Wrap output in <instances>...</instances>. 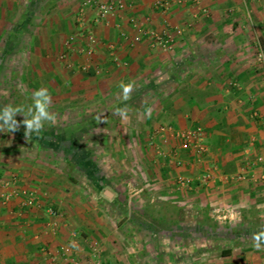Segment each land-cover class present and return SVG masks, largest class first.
Listing matches in <instances>:
<instances>
[{
  "label": "crops",
  "instance_id": "crops-1",
  "mask_svg": "<svg viewBox=\"0 0 264 264\" xmlns=\"http://www.w3.org/2000/svg\"><path fill=\"white\" fill-rule=\"evenodd\" d=\"M18 1L25 5L27 0H0V106L18 105V92L30 98L32 91L41 87L51 95L76 87L73 96H87L88 100L52 99V105L67 113L62 120L66 116L72 125L55 129L45 126L46 134L53 138L49 146L43 143L45 129L30 141L24 136L23 125L14 133H0V177L17 176V184L10 191L35 189L41 194V205L28 208L23 206L25 196L5 200L0 187V264H264V251L257 252L250 239L254 219L264 228V207H258L264 206V66L256 58L257 45L264 47V0H198V5L192 0H170L171 7L164 13L155 8L156 0H125L123 11L100 20H95V8H88L87 31L98 40L91 74L80 69L85 56L79 50L85 45L86 31L73 22L68 34L79 38L71 47L65 45L68 34L59 48V33L27 37L23 32L31 20L27 14L18 15ZM50 2L59 16L63 13L52 23L62 32L70 27L67 12L73 8L77 13L81 3L40 0L41 5ZM45 16L43 13L42 25L48 21ZM132 17L149 29H171L173 50L153 46L149 37L132 44L137 33L130 23ZM178 29L182 34H177ZM3 44L5 48H1ZM110 44L115 46L113 51ZM53 47L64 50L74 60L72 66L49 63L48 52ZM5 58L24 62L11 65L10 61L7 68L2 64ZM65 72L71 81L66 80ZM77 75L80 80L74 78ZM131 81L136 82L137 89L129 101L121 102L119 83ZM125 105L129 119L122 121L113 110ZM84 107L90 108L89 115L83 114ZM149 108L150 117L145 115ZM16 119L22 121L24 117L18 114ZM102 127L104 149L90 151L103 156L105 169L92 162L103 174L102 193L107 202L100 199L93 180L88 186L95 188L94 195L87 196L86 182L74 174L76 168L82 172L79 165L71 164L67 170L66 155L59 145L71 133L75 149L86 151L76 145L81 138L94 141ZM162 127H201L208 152L198 158L191 150H181L168 131H160ZM119 140L123 141L121 148H116ZM133 140L137 141L133 154L141 163L140 171L147 182L155 181L142 186V179L138 183L135 178L136 186L142 187L137 189L140 201L149 200L151 193L140 191L151 186L158 190L154 195L161 199L162 208L172 203L185 205L186 219L194 221L191 225L207 209L212 219L231 225L241 234L234 239H193L180 244L169 235L133 224L130 214L122 213L116 205V200L125 198L109 197L113 194L108 195L105 189L117 184V176L120 185H131L125 180L129 171L122 165L123 158L116 163L117 168L111 163L116 153L131 157L126 145L135 144ZM170 155H177L180 164H171ZM208 169L220 174L244 171L247 178L199 182L198 177ZM178 175L193 178L192 190L185 194L178 191ZM127 202L131 208L132 201ZM49 207L61 216L50 215ZM113 209L124 219L120 225L114 221L117 214ZM168 216L172 217L171 213ZM54 220L58 228L51 232ZM74 232L79 242L72 247L71 256L52 261L49 254L70 245ZM222 249L230 253L222 255Z\"/></svg>",
  "mask_w": 264,
  "mask_h": 264
},
{
  "label": "built area",
  "instance_id": "built-area-1",
  "mask_svg": "<svg viewBox=\"0 0 264 264\" xmlns=\"http://www.w3.org/2000/svg\"><path fill=\"white\" fill-rule=\"evenodd\" d=\"M194 4L198 5V0H192ZM247 1V0H244ZM155 8L160 10L162 13L167 12L171 7V1L170 0H156L155 2ZM95 8V20L105 19L108 16L114 15L115 13L119 11H123L126 8V2L125 0H102L99 2H96L95 0H83L79 6V9L77 11L76 15V23L80 28H83L86 32V35L83 36L85 39V45L83 48L79 50L81 54L85 56V62L80 66L81 71L87 72L91 69V62L94 50L96 46L98 45L97 38L90 34L87 30V21H86V12L88 8ZM130 23L134 29H136L137 33L132 38L131 43L135 44L140 42L144 37H149L152 39L153 46L161 48L163 51L171 52L174 48V38L172 35V30L168 27L165 28L162 31L149 29L145 25L143 21H140L136 19L135 17H132L130 19ZM177 34H182V30L178 29ZM76 41V36L74 34H71L65 42V45L68 47H71ZM115 48L114 44L109 45V49L113 51ZM264 47L261 44L257 45V52H256V58L257 61L264 66ZM67 54L63 53L60 55V58L64 60L66 58ZM160 131H168L171 134V137H173L176 141L179 143V148L181 150H191L193 151L198 158L203 157L207 152L208 148L204 144V135H203V129L201 127H196L193 129L188 130H172L170 127L168 128H161ZM167 141V140H166ZM165 141V142H166ZM170 162H176L177 164H180L181 160L177 157V155L172 158V155H170ZM263 158H259V161H262ZM247 175L246 172H236L234 174H220L216 172V170L208 169L205 173H203L201 176L198 177V181L204 184H207L211 181H214L216 179H219L223 182H229V181H244L246 180ZM17 176L11 175L10 177H0V187L3 189L4 192H2V197L5 200H8L11 196H18L23 195L25 196L23 201V206L32 208L41 205V194L35 189H23L18 190L14 189L13 191H10L9 189L17 184ZM176 185L179 190L184 191H190L192 190V183L193 178L186 176V175H178L175 179ZM47 212L55 217L61 216V214H58L56 210L49 207L47 209ZM225 218V217H223ZM218 219H221L218 217ZM58 228V223L56 220H54L50 224V230L51 232H55ZM72 243L70 245L61 246L58 251L55 253H50V259L52 261H56L57 258H64L65 260L68 259L71 256L72 247L73 245L78 244V236L74 232L72 233ZM95 252V250H94ZM94 255L96 254L93 253Z\"/></svg>",
  "mask_w": 264,
  "mask_h": 264
},
{
  "label": "rangeland",
  "instance_id": "rangeland-1",
  "mask_svg": "<svg viewBox=\"0 0 264 264\" xmlns=\"http://www.w3.org/2000/svg\"><path fill=\"white\" fill-rule=\"evenodd\" d=\"M68 1L70 2V0H68ZM76 1H80V3L82 2V0H76ZM18 3H19L18 6L20 8L19 11H16L18 13V15L19 16H23L24 14H27L29 16L28 17L29 20H31V24L25 27L26 29H25V31L23 33L27 37H33L34 36L36 38H38L40 36H47L48 34L55 35V34L59 33L61 40L58 43V48H59V44L65 39L64 38L65 35H67L69 33V30L71 28V25L73 27V22H76V15H77L76 10L72 11L73 8H70L69 9L70 11L67 12L69 14L66 17V19H68V21L70 22V27H68V28L67 27H64L63 28V31L60 32V30H57V28L54 27L53 26L54 24H52V23H55V20H58L59 17L61 18V14L63 15V13H60V16H59V13L56 12L55 9H54V4H51V2H50L49 4H42L41 5L40 0H27L26 3H25V5H23V3H24L23 1L22 2L18 1ZM26 7L27 8H31V10L29 12H27L26 10H28V9H26ZM74 12L76 13L75 15H74ZM43 13L46 14L45 17L48 16V21H47V23H45V24L42 25L41 24V19H42V14ZM73 15H74V18L72 19V16ZM87 28H89V27L87 26ZM81 29L84 30L83 28H81ZM69 36H71V34H68V37ZM67 38H66V40H67ZM77 38H79V37H76V40H77ZM1 48H5V44H3ZM58 48H57V51L54 50V47H53V49H50L49 50V52H48V56H49L48 57V61H49V63L52 62L54 64V66H55L56 64H58V62H63V64H65L66 67L68 65L72 66V63H73L74 60L70 59L68 55L66 56V58L64 60H62L60 58V55L63 54V53H65V52H64V50L62 52H60L61 49H58ZM75 48H78L77 45H76ZM10 61H12V60L5 58L4 61H2L3 66L9 68V66H11L13 64L14 65H18L17 63L24 62V60H22V59L21 60H18V59L15 60L14 59L12 61L13 63H11V65H10V63H9ZM15 67H17V66H15ZM49 67H50V65H49ZM67 70L68 69H66V71ZM4 76L7 77V81H9V79H8V76H9L8 75V72H6V74ZM70 77L71 76L66 75V72H65V78H67L66 80L69 79L71 81ZM74 78L80 80V78H79L78 75L76 77H74ZM12 81H13V77H12ZM62 92H58V94H55L54 93L53 95H51L52 96V99H55V98L58 97V100H62V101L68 100V102H70L72 100L75 101L76 98H82L83 99V97H84L85 98V101L88 100V97L87 96H80V97L79 96L78 97H75L76 95L73 96L72 93L76 92V87L73 88V89H72V87L71 88L69 87L68 89L66 88V90L65 91H62ZM66 109L68 110V109H70V107H68ZM89 109L90 108H88V107H84L82 109L83 110V114L89 115V113L87 112ZM51 110L54 111L57 114V116H59V118L57 119L56 124L49 125V124L46 123L45 126H47L48 128L53 127V129L57 128V126L59 128H61V127L62 128L63 127H65V128H71L72 123H71L70 119H67V117L64 116L65 118L62 120V115H66L67 114L65 112V109L64 108H57L55 105H52L51 106ZM102 126H104V125L102 124ZM103 130H104V127H102L99 130V132L101 134L98 135V136H96V137H94V141H92L89 138H81L80 141H79L80 143H78L76 145V147L80 146V147L84 148L87 153H92L93 150H94V152L96 150L97 151L103 150L104 149V143H105V140H104V137H103V133H104ZM122 140L124 141V139H122ZM122 140H119L118 142L115 143L116 146H117L116 148H121V145H122V142H123ZM114 142H115V140H114ZM133 142L135 144L132 145L130 143V145H128V146L126 145V143H123V145L124 144L126 145V149L128 148V149L131 150V153H130L131 154V157L130 158L129 157L128 158H124V157H126L124 154H122V153H116L113 156L114 162L111 163V165H114V166H116L115 168H117L119 165H117L116 163L117 162L120 163L121 160H122V158H123L122 165L125 166V168L129 171V173H127L126 176H125V178H126L125 180L130 181L131 182L130 183L131 185L130 186L129 185H126V184L124 185L123 183H121V185H120V180H119L120 177L117 176V177H115L118 180L117 184L116 185L110 184L105 189L108 190L109 192H111L113 194V196H109V197H116L117 196L116 198H121V199H124L125 198L128 201L131 200L132 201V206L144 208V207H146L149 204L153 208L160 209L163 206V204L160 203V200L161 199L159 197H156L154 195L155 191L158 192V190H156V189L153 190V188L151 186L147 187V189L145 188V189L141 190L142 192L140 191V194L143 193V192H149V194L151 193L149 195V197H148L149 200H147V201L146 200L145 201H140V197H137V195H138L137 194V189L138 188H142V187H137L136 186V184H135L136 181H134L135 178H137L136 180H137L138 183H140L139 181L142 179V181H141L142 182L141 183L142 186H147L150 183H149V181L147 182L146 175L145 174H142L143 172L140 171V169H139L141 163L139 162V159L137 158L136 154L135 153L133 154V151H136V148H134V147H136L137 141L136 140H133ZM90 148H93V150L90 151L91 150ZM93 154L94 153H92V155L89 154V157L95 162V164H97V165L100 164V166H102L101 168L102 169H105L104 168L103 156L102 155H98V154L97 155L96 154L93 155ZM98 159H100V161ZM60 162H61V160H60ZM66 164H67L66 165V169L67 170H68V168L72 167V165L70 164L69 160L66 161ZM76 169H75V173L74 174L77 175L83 182L84 181L86 182L85 183L86 186L84 187V190H85L87 196L90 197V196L94 195L95 188H92V187L88 186V185L91 184V179L87 176V174H85L83 172H79ZM108 171L110 172L111 169H109ZM104 175H105V173H104ZM151 182H153L151 184H154L155 183L154 180L151 181ZM157 182H156V184H157ZM148 190H150V191H148ZM102 191L103 190H100V193H99L100 199L107 202L108 201V198H107V196H105L102 193ZM178 191L181 192L182 194L183 193L184 194L186 193V191H184V190H178ZM100 202L101 201H98L99 204H100ZM184 206L185 205H181L182 208H184ZM115 211H116L115 209L112 210V213H114V215L117 214L116 215V218H114V221H116L117 225H120L124 221V219H122V216L117 211L116 212ZM184 220L188 224L189 223L191 224V223L194 222L193 220H191V218L190 219L189 218L186 219V214L184 215ZM214 240H217V239H214ZM211 242H214V241L212 240ZM219 242H220V240H219ZM94 243H95V241H94Z\"/></svg>",
  "mask_w": 264,
  "mask_h": 264
},
{
  "label": "trees",
  "instance_id": "trees-1",
  "mask_svg": "<svg viewBox=\"0 0 264 264\" xmlns=\"http://www.w3.org/2000/svg\"><path fill=\"white\" fill-rule=\"evenodd\" d=\"M86 73L91 74L89 71ZM16 103L18 105L28 106L32 103V101L29 97H25L18 92ZM44 129L43 135H45V138L43 143L44 145L49 146V141L53 138H51L49 134H46V132H48V128ZM54 140L56 141V139ZM74 143H76V141L73 140L72 134L70 133L68 139L59 144L61 145V148L64 149L63 152H65L66 160H69L70 164H78L80 170L93 180L99 190H102L104 187V178L103 174H101V170L93 164V160L89 157V153L82 150L79 152L77 148L75 149ZM74 154L77 155L74 157ZM70 178L72 179L71 176ZM116 205L122 213L130 214L129 218L133 224L139 226L140 228L148 229L154 233H164L169 235L172 237L174 242L180 244H184L186 241L193 239H201L203 241H209L215 238L234 239L239 235V233L241 234L240 230L232 227L231 225L219 224L216 220L212 219L209 215V210L207 209L204 210L202 218L195 224L191 225L187 224L184 220L185 209L177 203L165 204L164 208L161 210H157L158 208L155 209L149 204L144 208L136 206H131L130 208L127 199H124L123 201L116 200ZM169 213H171L172 217L168 216ZM253 222L255 226L252 228V233L250 232V235L262 228L258 220L254 219ZM221 253L222 255H228L230 250L222 249Z\"/></svg>",
  "mask_w": 264,
  "mask_h": 264
},
{
  "label": "clouds",
  "instance_id": "clouds-1",
  "mask_svg": "<svg viewBox=\"0 0 264 264\" xmlns=\"http://www.w3.org/2000/svg\"><path fill=\"white\" fill-rule=\"evenodd\" d=\"M264 55V54H262ZM120 92L118 98L121 102H127L131 99L132 94L137 89L135 81L128 83H119ZM7 95V93H5ZM32 103L28 106L14 105L12 103L0 106V133H14L23 125L25 131L24 136L27 140H31L33 135H39L45 128V124L54 125L57 122V114L51 110L52 96L47 88L41 87L32 91L30 97ZM151 108L146 110L145 115L151 116ZM21 114L24 119L18 121L17 115ZM113 114L120 117L122 121H127L128 107H116ZM98 119H100L98 117ZM258 207H264L258 205ZM251 245L257 251H264V228L253 232L251 236ZM75 246V245H73Z\"/></svg>",
  "mask_w": 264,
  "mask_h": 264
},
{
  "label": "water",
  "instance_id": "water-1",
  "mask_svg": "<svg viewBox=\"0 0 264 264\" xmlns=\"http://www.w3.org/2000/svg\"><path fill=\"white\" fill-rule=\"evenodd\" d=\"M108 195H110L111 193L110 192H107Z\"/></svg>",
  "mask_w": 264,
  "mask_h": 264
}]
</instances>
